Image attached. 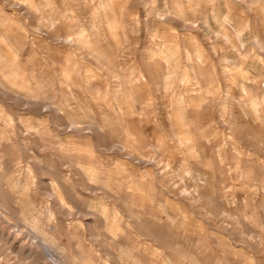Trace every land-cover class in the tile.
<instances>
[{
	"label": "rangeland",
	"instance_id": "1",
	"mask_svg": "<svg viewBox=\"0 0 264 264\" xmlns=\"http://www.w3.org/2000/svg\"><path fill=\"white\" fill-rule=\"evenodd\" d=\"M0 264H264V0H0Z\"/></svg>",
	"mask_w": 264,
	"mask_h": 264
},
{
	"label": "bare ground",
	"instance_id": "2",
	"mask_svg": "<svg viewBox=\"0 0 264 264\" xmlns=\"http://www.w3.org/2000/svg\"><path fill=\"white\" fill-rule=\"evenodd\" d=\"M68 41H72L71 39H68ZM168 64V63H167ZM169 65V64H168ZM255 99V98H254ZM187 142H189V141H187Z\"/></svg>",
	"mask_w": 264,
	"mask_h": 264
}]
</instances>
